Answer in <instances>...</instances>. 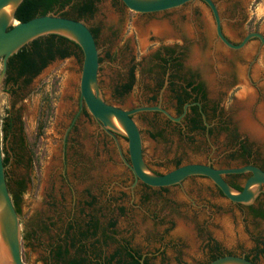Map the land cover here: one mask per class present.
Masks as SVG:
<instances>
[{"label":"flooded vegetation","instance_id":"obj_1","mask_svg":"<svg viewBox=\"0 0 264 264\" xmlns=\"http://www.w3.org/2000/svg\"><path fill=\"white\" fill-rule=\"evenodd\" d=\"M75 1H70L57 10V13L74 18L77 12ZM97 1L99 0L94 1V11ZM118 1L123 4L121 0ZM197 1L209 10L214 24L215 43L221 47L211 46L206 54L205 44L202 43L196 48L199 51L198 62H184L183 47L178 40L159 43L148 57L142 56L138 60L130 53L127 62L120 64L116 71L110 73V79L114 81L112 95L116 98L127 95L138 81L137 100L131 105L113 104L124 109L140 105H157L161 108L141 110L131 115L141 133L144 162L154 173H164L186 163H204L216 169L254 165L264 170V148L249 140H253L250 130L241 128L242 120L237 118V114L232 117L223 102L227 87L245 86L240 93L245 92L247 95L240 100L239 93L237 102L241 107V103L248 102L251 95H254L252 114H257L259 120H254L264 130V120L258 116V110L264 107V103L260 105L257 113L254 111L256 104L264 100V63L255 65L253 62L256 53L261 54L264 61V42L258 36H253L240 48L226 46L216 35L210 7L202 0ZM214 2L221 17L222 31L231 42L239 43L248 32L254 31L260 32L264 39V28L253 25L245 29V32L239 30L238 24L244 22V19L232 23L230 27L237 38H230L223 30V17L217 1ZM187 3L165 10L171 12L166 14L167 19L158 22L167 24L171 27V32L178 37L184 32L200 36L204 31H208V25L205 24L202 30L198 21L191 20L180 26L179 20L176 19L184 12L183 6ZM251 19L252 17L245 22ZM79 20L87 24L85 17H80ZM87 25L93 31L98 47V28ZM210 29L212 30V27ZM150 37L148 36V39ZM251 41H256L257 44L254 45ZM124 49L127 53L130 52L128 41ZM222 49L229 50L230 53L223 52ZM72 50L77 58L80 55L83 58V53L78 49ZM70 55L71 53L61 57L55 54L51 59L47 56L44 57L46 63L36 57L34 64L22 73L19 72V62L12 58V55L6 61L1 89L8 95L9 102L7 101L4 107L0 105L1 142L3 147L7 142L8 149L12 151L10 156H4L5 165H12L10 171L5 170V175L12 200L14 199L19 210L25 189V176L20 173L19 168L25 162V167L32 166L33 154L29 146L31 138L24 134L21 105L15 107V102L21 96L24 100L30 97L31 101L32 79L55 59H65ZM98 55L99 63L104 56L112 60L111 51L107 48L101 51L98 47ZM206 55L211 56L208 62ZM99 70L100 64L97 76ZM22 86L26 89L19 92ZM249 90H252L251 95L248 94ZM50 94H41L42 103L50 98ZM48 108L43 110L42 104H38L32 109L38 129L43 130L49 120L50 107ZM56 115L59 119L54 128L55 133L50 136L53 143H57L60 152L59 167L63 181L68 183V188H74L67 179L69 166L72 167V178L77 181L90 174L89 184L84 186L79 195L72 190L69 202L64 199L62 181L59 187L62 196L59 209L55 208L54 216L47 214L44 221L39 222L43 231L47 230L49 225L57 226L55 234L48 238V243L68 248L67 257L101 264H207L218 256L235 254L244 256L256 264H259L258 259L262 256L264 264V228L250 233L247 248H239L233 241L229 242L221 236L226 235L227 229L231 227L236 229L232 217L237 214H241L243 221L245 217H249L253 224L256 221L264 224V184L260 185L251 202L244 203L231 200L210 176L204 174L189 175L180 182L166 186H154L142 181L135 176L131 168L127 138L113 131L118 139V148L114 137L100 126L88 110L80 96L79 83L71 84L64 95L62 109L55 117ZM141 124L151 128L148 134L153 142L168 146L169 150H172V157L165 169H152L145 159ZM95 129L103 133L102 146L106 145L105 139L112 140L118 157L113 163L104 165L101 153L96 151L95 154L94 144L87 139V134L93 133ZM240 132L246 135V138H242ZM119 137L126 143H121ZM11 158L14 160L12 163ZM115 169L117 174L112 176L111 173ZM251 175L250 170L220 174L230 187L239 191L244 188ZM48 202L53 206L57 204L56 201ZM223 217L228 221L232 218L230 226L224 225ZM70 222L74 228L68 231ZM256 227H260L258 222ZM219 228L225 229L222 234ZM216 230H220L217 235L221 238L214 236Z\"/></svg>","mask_w":264,"mask_h":264},{"label":"rangeland","instance_id":"obj_2","mask_svg":"<svg viewBox=\"0 0 264 264\" xmlns=\"http://www.w3.org/2000/svg\"><path fill=\"white\" fill-rule=\"evenodd\" d=\"M216 1L219 11L223 17V30L230 38H237L235 32L230 26H232V23H236V21L241 19H244V22H239L238 29L243 30L244 32L245 29L251 28L253 25L259 27L260 29L264 28V0ZM183 7L185 9L184 12L180 14V17L176 18L179 20L178 24H180V26L183 24L186 25L187 22L191 20H196L199 22L200 28L202 30H204L205 24L208 25V31H204L200 36L193 35L192 32H184L182 33L183 35L181 37H178V35L176 36L173 33L171 36L162 35L160 33L157 34L154 29L152 31V24H155L156 21L158 22L160 20L167 19L165 18L166 14L170 13L171 10L157 12L150 15H141L129 10L118 0H99L95 3V11L93 15L85 17V20L87 24L94 25L98 28L99 50L102 51L107 48L111 51L112 55L111 61L106 59L104 56L103 60L100 62L98 83L103 98L112 103H118L123 106L131 105L132 102H135L134 100H137L136 96L139 93L138 81L134 85L131 92L127 95H124L120 98H116L112 95L114 81L110 79V73L116 71L120 64L127 62L128 55L130 53L138 60L142 56L148 57V54H150L151 50L159 43H169L171 40H178L180 46L183 47L184 54L182 55V59L184 62H193L192 58L194 49H196L202 43L205 44L204 52L206 51V54L209 53L208 51L211 46L221 47V45L215 43L213 33V19L211 18V14L205 5L199 1H195L185 4ZM171 17L175 18L176 16L171 15ZM228 17L231 19H228ZM250 17H252V19L246 23L245 20L249 19ZM175 23L177 24L176 20ZM210 27H212V30ZM140 31L147 32L145 40L141 39ZM148 36L151 39H148ZM127 41L130 47L129 53H127V50L124 49L126 47ZM182 42L184 43L182 44ZM250 43H253L254 45L257 44L256 41H251ZM222 51L230 53L229 50L222 49ZM70 53L71 55L65 59H55L53 62L49 63L43 70L40 71L38 75L32 79L30 83V86L33 87V96L31 101L29 99L30 97L27 98V100H24V98L21 96L19 97L21 99L18 98V101L15 102V107H18L19 104L21 105L20 115L22 116V120L24 122V134L28 136L29 139L31 138L29 146L33 154L32 166L29 165L25 167V162V164L19 168L20 173L22 172V174L25 176V189L22 201L20 202L19 206V215L22 218L21 236H25V239L21 238L22 257L27 264H46V259L44 258L46 255V246L48 245L49 241L48 238L55 234V230L57 229L56 225H49L47 230L43 231L41 223L39 224V222L44 221V217L45 215L47 216V214L54 216L55 213L53 211L55 208L59 209L60 204L62 203V196L60 195L59 191V187L63 181L60 175L59 167L60 152L57 147V143H53L50 135L55 133L54 128L56 122L59 119L57 115L55 117V114H58L62 109L66 91L71 87L72 83L76 85L79 83L82 56L80 55L77 58L76 55L73 54L72 49L70 50ZM210 57V55H206L207 62L210 60ZM253 62L255 65L264 63L262 60V55L256 53ZM244 87L245 86L238 85L226 88L223 102L227 106V110L230 111V115L232 117L237 114V118H239L238 113L242 108L237 102L238 98L236 97L241 91L245 89ZM25 89L26 88L22 86V88H20L18 91L22 92ZM43 92L51 93L50 98H47V101H44V103H42L43 100L40 99V96ZM7 101L9 102L8 95L2 93L0 96L1 107H4ZM263 103L264 100L262 99L256 104L254 107V111L256 113L260 105ZM38 104H42L43 110L46 107H50V117L43 130L36 127V118L32 113V109ZM253 119L259 120L257 114L253 115ZM94 127H97L95 123ZM141 127L143 130L145 159L152 169H165V167L169 165L168 160L172 157V150H169L168 146L164 147L160 144H156L149 138L148 132L151 130V128H148L145 124H141ZM241 128L243 129V127ZM39 133H41L40 136ZM92 134H94V138H92ZM240 134L242 138H246V135H244L242 132H240ZM250 136L253 137V140L249 139L250 141H255L257 143L256 145L264 148V136L262 137L263 139L251 134ZM87 139H89L94 144L95 154L97 153L96 151L101 153L104 165H107L109 162L113 163V160L118 159L113 148L112 140L104 138L106 145L102 146L103 133L98 131V129L93 130V133H88ZM119 140L123 144L126 143L121 137H119ZM97 142L98 145L96 146ZM8 148L7 142H5L4 147L2 144V150L4 154L3 157L11 155L12 151H10ZM88 156H90V154ZM94 158H96V156H94ZM13 161V158H11L10 163ZM11 166V164L6 166L5 170L10 171L12 169ZM71 170L72 167L69 166L67 169V179L69 184H72V187L74 188H68L69 185L66 181H63L64 185L62 188L64 192V199H66L67 202L71 200L72 190L76 191V195H79L84 186L89 184V173L84 176L81 181H77L72 178ZM116 170L117 169L111 173L112 176L117 174ZM48 201H56L57 204L55 203V206H53L49 204ZM232 218L233 222L236 224V229L231 227L227 229L226 235L221 236L223 239H228L229 242L233 241V243L237 244L239 248H247L249 245L250 233L263 229L264 224L261 221V223L256 221V223L253 224L249 217H245V221H243L241 214H237ZM231 220L228 221L226 217H223L224 225L229 224L230 226ZM257 222L260 224L258 229L256 227ZM247 229L249 232H247ZM220 230L222 234L223 230L225 229L221 228ZM220 230H216V232L214 231L213 234L215 237L217 236L218 238H221V236L219 237V235H217V232ZM262 235H264V232H262ZM258 263H263L262 256L258 259Z\"/></svg>","mask_w":264,"mask_h":264},{"label":"water","instance_id":"obj_3","mask_svg":"<svg viewBox=\"0 0 264 264\" xmlns=\"http://www.w3.org/2000/svg\"><path fill=\"white\" fill-rule=\"evenodd\" d=\"M123 4L136 13H153L169 10L187 2L197 0H121ZM211 9L217 37L230 48H240L249 38L258 36L263 42L260 32H248L239 43L231 42L223 33L221 17L214 0H202ZM22 0H0V96L3 93L1 83L6 69V61L23 45L33 39L49 33L63 35L76 42L82 50V66L79 77L80 96L88 110L100 126L118 139L113 131L127 138L131 168L136 177L154 186H166L189 175L204 174L210 176L223 190L226 196L237 202H251L264 184V170L254 165L216 169L204 163H186L172 168L164 173H154L145 164L142 156V137L139 127L132 114L141 110L161 109L157 105H140L124 109L107 102L101 93L98 83L99 55L94 35L88 25L78 19L49 12L20 21L15 18V11ZM166 112V111H165ZM167 113V112H166ZM168 114V113H167ZM0 125V264H27L22 257L21 222L22 218L16 211L6 182L3 163ZM250 170L252 175L247 179L242 190L230 187L220 176L222 172H241ZM207 264H256L248 258L224 254L214 258Z\"/></svg>","mask_w":264,"mask_h":264},{"label":"trees","instance_id":"obj_4","mask_svg":"<svg viewBox=\"0 0 264 264\" xmlns=\"http://www.w3.org/2000/svg\"><path fill=\"white\" fill-rule=\"evenodd\" d=\"M70 1L72 0H22L15 11V18L20 21H25L34 16L43 15L49 12L66 16L65 14L57 13V10L63 8ZM94 1L95 0H76L74 2L75 6H77L76 16L71 18L79 20L80 17L90 16L94 11ZM90 30L92 31L91 28ZM72 48L78 49L82 54L81 48L73 40L60 34L49 33L39 36L23 45L20 49L13 53L11 57L17 59L20 65L19 72L22 73L34 64L36 57L41 58L43 63H46L47 60L44 61V57L49 56L51 59L55 54H59L63 57L68 55ZM3 163H6L4 157ZM13 203L16 211L20 213V210L15 205L14 199ZM72 227L73 225L70 222L67 230H72ZM22 238L25 239V236H22ZM45 252L46 255L44 259H46V264H101L99 262H87L84 259L77 260L75 257H67V254H69L68 248H62L56 243H48Z\"/></svg>","mask_w":264,"mask_h":264},{"label":"bare ground","instance_id":"obj_5","mask_svg":"<svg viewBox=\"0 0 264 264\" xmlns=\"http://www.w3.org/2000/svg\"><path fill=\"white\" fill-rule=\"evenodd\" d=\"M156 22H155V24H152V28L157 32V34L160 33L162 35H170V36L172 35L171 27H169L167 24H161L160 22H157V23ZM146 33L147 32L140 31V37H141L142 40L146 39L145 38ZM192 59H193V62H198L199 61V51L197 49L194 50ZM248 94L251 95L252 94V90H249ZM246 95H247V93H245V92L240 93L239 94L240 100L244 99ZM253 96L251 95V99L248 102L241 103L242 109L238 113L239 114L238 116L242 120V127L244 129L250 130V133L253 136L261 138L263 136V134H264V130H262L260 128V126L257 124V122L253 119V116H252L253 115L252 114V100H253ZM258 116L260 118H262V120H264V107H260L259 108Z\"/></svg>","mask_w":264,"mask_h":264}]
</instances>
